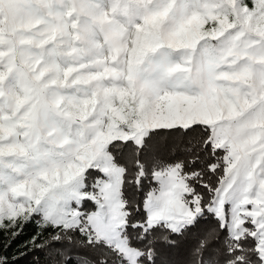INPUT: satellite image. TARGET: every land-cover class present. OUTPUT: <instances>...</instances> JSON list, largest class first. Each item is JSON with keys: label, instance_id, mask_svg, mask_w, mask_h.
I'll return each mask as SVG.
<instances>
[{"label": "snow or ice", "instance_id": "snow-or-ice-1", "mask_svg": "<svg viewBox=\"0 0 264 264\" xmlns=\"http://www.w3.org/2000/svg\"><path fill=\"white\" fill-rule=\"evenodd\" d=\"M201 18L198 55L158 61L153 95L122 100L70 165L0 115V264H264V0Z\"/></svg>", "mask_w": 264, "mask_h": 264}, {"label": "rangeland", "instance_id": "rangeland-1", "mask_svg": "<svg viewBox=\"0 0 264 264\" xmlns=\"http://www.w3.org/2000/svg\"><path fill=\"white\" fill-rule=\"evenodd\" d=\"M214 0H0V115L27 119L49 167L73 163L122 100L153 95L165 55H198ZM208 47L222 54L216 41ZM170 79L175 83L178 73ZM206 79V76H205Z\"/></svg>", "mask_w": 264, "mask_h": 264}, {"label": "trees", "instance_id": "trees-1", "mask_svg": "<svg viewBox=\"0 0 264 264\" xmlns=\"http://www.w3.org/2000/svg\"><path fill=\"white\" fill-rule=\"evenodd\" d=\"M29 231H31V229H29ZM34 259H36V256H32V255H30V256H28V258H27L26 260H23V259H22L21 264H29V262H30L31 260H34ZM41 259H42V257H41Z\"/></svg>", "mask_w": 264, "mask_h": 264}]
</instances>
